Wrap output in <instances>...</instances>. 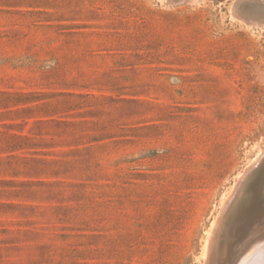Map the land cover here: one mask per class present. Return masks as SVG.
Returning <instances> with one entry per match:
<instances>
[{
	"label": "rangeland",
	"instance_id": "obj_1",
	"mask_svg": "<svg viewBox=\"0 0 264 264\" xmlns=\"http://www.w3.org/2000/svg\"><path fill=\"white\" fill-rule=\"evenodd\" d=\"M255 1L0 0V264H227L264 206Z\"/></svg>",
	"mask_w": 264,
	"mask_h": 264
},
{
	"label": "bare ground",
	"instance_id": "obj_2",
	"mask_svg": "<svg viewBox=\"0 0 264 264\" xmlns=\"http://www.w3.org/2000/svg\"><path fill=\"white\" fill-rule=\"evenodd\" d=\"M255 1V0H254ZM243 2H244V0H243ZM255 2H257V1H255ZM261 2H264V0H261ZM236 3V2H235ZM238 3V2H237ZM236 3V4H237ZM240 3V2H239ZM260 4V3H259ZM263 4V3H262ZM262 6H264V5H262ZM234 7H235V5H234ZM236 8H237V5H236ZM248 17H250V16H248ZM258 18V17H257ZM264 17H262L261 18V16L259 17V19L261 20L262 19V21L261 22H263V19ZM258 19V20H259ZM248 20V19H247ZM257 19H256V22L258 21ZM250 22L252 21V20H249ZM252 22H255V20H253ZM255 22V23H256ZM259 22V21H258ZM262 24H264V23H262ZM261 24V26H263L264 27V25H262ZM259 25H260V22H259ZM264 150H262V152H263ZM264 153V152H263ZM264 155V154H263ZM263 155H261V157L263 156ZM260 157V158H261ZM260 161H257L256 163H255V165L257 164V163H259ZM254 165V166H255ZM253 166V167H254ZM252 167L251 166H249L246 170H245V172L242 174V178H244V180L246 181V179L248 178V176H249V173H250V171L252 170L251 169ZM246 178V179H245ZM248 180V179H247ZM245 181H243V184L245 183ZM248 181H250V180H248ZM240 183V182H239ZM238 183V184H239ZM245 185V184H244ZM260 187H259V191H260V193H261V196H262V202L264 203V180L260 183V185H259ZM235 191H236V189H235ZM234 191V192H235ZM247 192H249V190H247ZM233 195V194H232ZM247 196H249V195H247ZM249 198V197H248ZM233 198H230L228 201H227V205L225 206V211H223V215H224V213L225 214H227L228 215V213L230 212V213H233V214H231L230 215V217L226 220L227 221V225L230 223V222H232V220L233 219H235V217H236V212H235V207L233 206V200H232ZM261 201V200H260ZM257 203V202H256ZM241 204H242V202H241ZM240 206V205H239ZM253 210V209H252ZM233 211V212H232ZM229 213V214H230ZM252 215H255V213L253 214L252 213ZM256 215H258V217L259 216H262V217H260V220H256ZM255 216H254V218H255V222H254V225L252 224V225H249V223H247V226H248V234H249V237H248V239L247 238H245V239H247V240H243L242 241V239L244 238H242L241 240H238L237 242H238V245H239V247L237 248V251L239 252V251H241V254L238 256V252L236 253V254H234L231 258H232V263L230 262V257H229V259H228V262H227V264H264V206L261 208V210L256 214ZM226 216V215H225ZM223 218H224V216H223ZM226 218V217H225ZM253 219V218H252ZM219 220H220V223H221V219H220V217H219ZM225 221V222H226ZM251 222L253 223V221L251 220ZM218 224H219V222H218ZM222 226V225H221ZM221 226H219V227H221ZM240 226H244V224L242 225H240ZM224 227V226H223ZM227 227V226H226ZM233 228V227H232ZM245 228V227H244ZM246 229V228H245ZM220 231L219 229H216V231ZM223 230V229H222ZM244 230V229H243ZM242 230V231H243ZM247 231V230H246ZM216 235H217V233H215ZM247 234V235H248ZM233 236V235H232ZM244 236H246L245 234H244ZM212 238H213V236H211ZM214 237H216L215 235H214ZM241 237V236H240ZM232 238V237H231ZM214 239H216V241L214 240ZM213 240L215 241V243L212 245V242H211V240L206 244V250H207V253L208 252H210V248L212 249L211 250V252L213 251V253L212 254H216V253H218L219 252V250L222 248V246H223V243H222V241H221V238H220V236L219 237H217V238H213ZM213 241V242H214ZM242 241V242H241ZM236 241L234 242V243H237ZM241 242V244H239ZM237 245V246H238ZM235 246V245H234ZM236 246V247H237ZM226 248H227V245H226ZM230 250H231V247L229 248ZM228 251V250H227ZM229 252V251H228ZM233 252V251H232ZM222 253V252H221ZM227 255V254H226ZM236 255V256H235ZM210 256V255H209ZM217 257V256H216ZM225 257V256H224ZM236 257V258H235ZM224 259V258H223ZM236 259V260H235ZM226 260V259H225ZM235 260V261H234ZM223 264V263H222ZM226 264V263H225Z\"/></svg>",
	"mask_w": 264,
	"mask_h": 264
}]
</instances>
